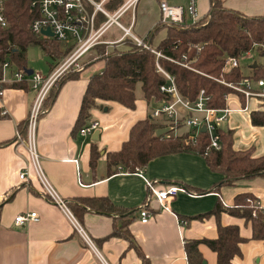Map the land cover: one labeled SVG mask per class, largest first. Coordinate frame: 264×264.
I'll list each match as a JSON object with an SVG mask.
<instances>
[{"label": "crops", "instance_id": "0c3cea01", "mask_svg": "<svg viewBox=\"0 0 264 264\" xmlns=\"http://www.w3.org/2000/svg\"><path fill=\"white\" fill-rule=\"evenodd\" d=\"M166 1L181 6L188 3V0ZM220 1L223 7L244 16L264 15V0ZM210 4V0L195 1L198 17L208 13ZM128 11L130 13L124 17ZM159 21V0H137L120 17L122 25L130 27V33L142 40ZM113 26L102 38L114 41L116 48H123L119 41L129 35L115 26L121 33L112 39L109 31ZM163 34L164 30L160 31L157 39ZM66 55L53 60L48 73ZM95 57L93 49L82 56L87 61ZM103 64V60H97L82 66L77 70V78L64 80L57 86L49 106L44 107L37 118L34 136L42 169L86 233L87 242L63 210L42 193L24 138L15 139L16 132L26 125L35 96L29 79L23 80L27 88H17L11 86L16 81L10 78V71L4 73V80L0 81L4 89L0 96L3 112L0 117V264H142L124 233L142 249L150 264H188L185 241L215 238L218 225L236 226L244 238L238 243L239 253L233 256L232 264H264V241L252 237L250 221L228 211L218 216L197 217L212 210L218 202L230 208L245 203L247 197H256L264 204V177L224 184L220 171L213 169L205 156L195 151L156 156L141 171L108 172L106 153L119 150L128 139L131 127L151 117V106L160 102L146 100L142 90L137 93L136 88L134 108L116 101H101L100 106L90 111V119L98 123V138H91L94 131L81 135L75 128L80 104L90 76L100 72ZM224 95V106L230 110L218 129L229 132L233 150L250 151L251 157L264 156V126L252 124L250 117L252 111L264 109L262 100L251 97L244 103L236 92ZM178 128L171 133L178 135L188 131L184 127L178 132ZM92 146L99 151L94 167L90 166ZM22 171L27 173L26 180L20 178ZM146 180L154 182L155 189L183 186L187 190L169 198L168 208H163L152 197L147 205L151 215L146 222H141L139 207L148 193ZM95 197L107 198L116 210L98 212L85 202ZM28 211L36 212L38 220L15 225V216ZM198 251L202 256L201 264H216V253L205 244H199Z\"/></svg>", "mask_w": 264, "mask_h": 264}, {"label": "trees", "instance_id": "16d2710c", "mask_svg": "<svg viewBox=\"0 0 264 264\" xmlns=\"http://www.w3.org/2000/svg\"><path fill=\"white\" fill-rule=\"evenodd\" d=\"M122 2L123 0H111L106 5L113 11ZM210 3L208 13L195 24L187 23L185 20L179 24H166L159 21L143 39L154 52L136 44L131 37L124 36L119 41L123 48H116V43H112L111 48L107 47L108 44L101 43L91 48L94 51L96 49L94 59L87 61L81 57L80 63L84 67L97 60H103L104 64L100 72L94 73L88 80L75 128L79 130L92 122L90 111L100 106L101 101H116L128 108H134V90L138 83L146 100L168 101L169 96L159 89L166 79L156 71V63L174 77L175 85L183 97L193 101L203 89L210 97L208 105L215 108L224 106V94L235 92L221 81L240 84L247 78L254 80L262 77L263 71L259 62L249 74H244L239 64L225 70L223 58L234 57L239 62L247 51L253 50L261 57L260 44L264 45V15L248 17L223 7L220 0H210ZM5 13L8 25L0 26V79L3 76L5 62L9 65L10 73L13 69L26 72L28 69L26 53L31 45L41 47L43 52L51 58V66H53V60H60L70 50L54 38H44L30 31V23L37 17V12L30 7L29 0H5ZM103 18L104 16L99 15L98 22ZM162 30H164L163 36L155 40L156 35ZM155 52L160 55L157 56ZM167 58L183 61L189 67ZM77 76L78 72L75 70L65 73L51 88L44 106H49L57 86L62 81L77 78ZM27 85L25 81H21L14 82L11 86L27 88ZM238 94L244 99L243 95ZM261 100L264 106V98ZM2 115L3 112L0 109V117ZM250 117L252 124L264 126V109L252 111ZM163 126L166 124L158 123L151 117L137 121L131 127L128 139L122 143L121 148L106 153L108 172L141 171L147 162L156 156L179 151H195L204 155L213 169L220 171L224 176V184H233L243 178L264 177V156L251 157L250 151L233 150L229 132L218 129L220 149L207 151L209 138L206 133L200 132L195 139L187 141L188 131L176 135L171 133L174 128H169L167 132L157 134V130ZM178 127L182 125L178 124ZM20 130L22 134H25V127ZM90 152V166L94 167L99 151L96 146H92ZM111 167L113 169H109ZM252 199L257 200L256 197ZM85 202L98 212L116 210L105 197L89 198L85 199ZM257 209L254 202H245L230 208L218 202L212 210L197 217L209 214L218 216L220 212L228 211L250 221L252 237L264 241V214ZM253 211L257 212L255 217L252 216ZM114 234H117V231L114 230ZM122 235L134 247L142 264H150L149 259L130 235L125 233ZM243 240L236 226L218 225V235L215 238L185 241L184 248L188 264L202 263V256L198 251V245L201 243L216 253V264H232L233 256L239 253L238 243Z\"/></svg>", "mask_w": 264, "mask_h": 264}, {"label": "built area", "instance_id": "2783aa9c", "mask_svg": "<svg viewBox=\"0 0 264 264\" xmlns=\"http://www.w3.org/2000/svg\"><path fill=\"white\" fill-rule=\"evenodd\" d=\"M111 0H29L30 7L37 12L36 16L30 23V31L33 34L44 38H49L43 34V30L49 29L53 36L65 47L70 48L65 58L48 74L43 75L41 72L33 71L27 75L25 71L13 69L10 78L13 81H23L24 78L29 79V87L34 91L35 96L31 105L29 115L25 125V137L20 131L16 132L15 139L22 140L25 143L26 152L33 172L38 180L42 193L54 202L60 209L63 210L69 221L74 225L80 235L87 242L88 237L82 227L75 220L70 211L66 201L58 195L48 178L46 177L41 163L40 157L35 146V127L38 116L45 110L44 102L48 96L51 88L56 82L70 70H80L82 65L80 63L81 57L91 48L97 44L105 43L112 44L114 41L102 38L103 33L107 31L112 25L117 26L123 31L125 35H129L138 45L143 46L154 52L142 39L130 33V27H125L120 22V17L129 9L137 0H123L121 5L115 10H109L107 3ZM196 0H188L186 6L171 5L166 0H159L160 21L166 24H179L184 20L187 23L195 24L201 17H198L195 7ZM104 16L98 22V16ZM132 23V22H131ZM130 23V25H131ZM8 21L5 13V0H0V26L7 27ZM116 41V40H115ZM157 56L160 54L155 52ZM249 55V53H247ZM172 62L189 67L183 61L167 58ZM185 59V56H182ZM261 69L263 76L254 80L244 79L240 84H232L223 82L236 93L243 95L245 99L249 97L264 98V45H262L261 52ZM238 60L234 57L224 58V68L230 69L237 66ZM9 70L7 62L3 65V75ZM156 71L162 74L166 81L159 87L162 93L169 96L168 101L160 102L154 108L150 116L160 120L162 124H166L169 128H176L178 124L188 129L186 136L187 141L193 140L198 133L202 132L200 128L205 126L204 133L209 138V144L206 150L220 149V140L218 127L220 123L226 119L229 112L227 106L221 108L210 107L208 105L209 95L203 89L199 91L195 100H190L183 97L174 82V77L164 71L161 66L156 63ZM4 80V76L0 79ZM4 89L0 87V96ZM226 99V95L223 96ZM98 126L96 121L90 122L88 125L79 129V133L86 136L92 133ZM20 178L26 180L27 173L22 171ZM147 188V195L144 202L139 207V217L141 222H146L151 212L147 205L153 197L163 208H168L167 200L174 196L177 192H186L183 186H168L165 189H155L154 182L150 180L145 181ZM245 202L252 203L258 207V211L264 214V204L259 200H253L247 197ZM253 216L256 212L252 213ZM38 215L34 211L20 213L15 216V225H24L28 221H37Z\"/></svg>", "mask_w": 264, "mask_h": 264}, {"label": "rangeland", "instance_id": "374dc122", "mask_svg": "<svg viewBox=\"0 0 264 264\" xmlns=\"http://www.w3.org/2000/svg\"><path fill=\"white\" fill-rule=\"evenodd\" d=\"M129 13H130V11H128L127 14H125L124 17H126ZM120 33L121 32L115 26H113L110 29V31H109V35H110V37L112 39L114 37L119 36ZM157 38H158V35H156L155 40ZM260 47H261V52H262V45L261 44H260ZM94 53L96 54V49H95ZM247 53H249V55ZM225 57H227V56H225ZM224 58H223V60H224ZM258 62L261 65L260 56L258 55V53L255 50H253V51H247L245 53V55L242 56L239 59V62L238 63H239V66H240L241 70L243 71V73L244 74H249L251 72V69L253 67H256V64ZM250 63H252V64H250ZM26 64H27L28 68L32 69L33 71L41 72L44 75V74H47L48 73L49 68L52 65V60H51V58L48 55L45 54V52H43V50L41 49V47L39 45H31L27 49V53H26ZM225 70H227V69H225ZM140 91H141V88H140V83H139L136 86V92L137 93H140ZM250 98L251 97H249L248 99H250ZM255 98H260V97H255ZM248 99H245L244 98V103H246V101ZM261 104L263 105V102H261ZM154 108H156V105L155 104H153L151 106V110L150 111H152ZM184 129H185L184 127H181V128H178L177 130H178V132H180V131H182ZM172 132L174 133L176 131L175 130H172ZM253 212H256V211H253ZM256 214H257V212H256ZM252 216H253V214H252ZM253 217H255V216H253Z\"/></svg>", "mask_w": 264, "mask_h": 264}, {"label": "water", "instance_id": "95a60500", "mask_svg": "<svg viewBox=\"0 0 264 264\" xmlns=\"http://www.w3.org/2000/svg\"><path fill=\"white\" fill-rule=\"evenodd\" d=\"M43 34H45V35H47V36H53V33L49 30V29H45V30H43ZM33 72V70L32 69H27L26 70V73L29 75V74H31ZM200 130L202 131V132H204L205 131V126H202L201 128H200ZM168 131V128H161V129H158L157 130V134H163V133H165V132H167ZM98 133H99V131H98V129H95L94 130V133L92 134V139H97L98 138Z\"/></svg>", "mask_w": 264, "mask_h": 264}]
</instances>
